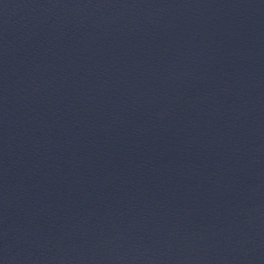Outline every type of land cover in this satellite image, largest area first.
I'll use <instances>...</instances> for the list:
<instances>
[{
    "label": "water",
    "instance_id": "obj_1",
    "mask_svg": "<svg viewBox=\"0 0 264 264\" xmlns=\"http://www.w3.org/2000/svg\"><path fill=\"white\" fill-rule=\"evenodd\" d=\"M0 264H264V0H0Z\"/></svg>",
    "mask_w": 264,
    "mask_h": 264
}]
</instances>
